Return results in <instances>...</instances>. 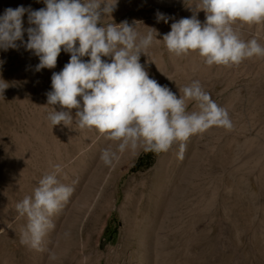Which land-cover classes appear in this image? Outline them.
<instances>
[{"label": "rangeland", "instance_id": "obj_1", "mask_svg": "<svg viewBox=\"0 0 264 264\" xmlns=\"http://www.w3.org/2000/svg\"><path fill=\"white\" fill-rule=\"evenodd\" d=\"M109 3H116L112 13L115 23L140 21L137 31L145 35L147 27L155 28L160 34L157 39L171 30L174 20L190 18L192 11H199L196 0ZM18 6L38 10L44 4L42 0H0V15ZM157 12L170 17L167 24L157 22ZM197 18L203 22L204 13H197ZM23 22L27 28V14ZM110 22L111 17L103 21ZM233 28L241 39L257 37L264 46V23L237 21ZM69 59L70 54L61 50L54 69L37 72L38 57L23 46L0 49V264H58L56 252L63 239L52 231L39 249L22 245L20 232L27 221L15 210L16 203L31 195L39 179L56 163L63 166L58 177L62 183L78 181L73 185L75 197L69 201L74 204L83 191L93 192L84 205L78 227L83 238L79 237L77 244L81 246L85 240L87 250L95 246V258L82 255L78 264H264V55L239 64L208 66L197 52L177 56L162 41L154 40L140 57L149 76L177 94L182 86L199 81L217 104L228 109L233 128L214 126L194 134L185 142L182 158L176 142L165 154L156 153L141 162L136 170L134 165L145 153L144 147L121 154V165L112 169L100 159L101 151L115 144L106 134L94 128L81 129L75 123L53 127L48 121L53 106L47 105L46 93L51 91L52 73L60 72ZM194 108L195 102L189 101L187 111ZM160 163L177 165L183 173L175 174L174 181L155 194L158 190L151 180ZM131 209L145 237L124 241L125 217ZM62 212L53 217L54 222L70 219L68 212ZM109 219L116 229L113 243L102 239ZM108 256L113 257L108 260Z\"/></svg>", "mask_w": 264, "mask_h": 264}, {"label": "clouds", "instance_id": "obj_2", "mask_svg": "<svg viewBox=\"0 0 264 264\" xmlns=\"http://www.w3.org/2000/svg\"><path fill=\"white\" fill-rule=\"evenodd\" d=\"M42 2L44 7L38 10L24 6L4 10L0 15V49L23 46L38 57L37 72L54 69L61 50L70 54L63 69L52 73L51 91L46 97L53 110L47 119L53 127L75 123L81 129L94 128L106 134V139L115 144L101 151L105 166L115 169L126 151L142 146L145 151L166 153L176 142L182 158L185 142L194 134L214 126L233 128L228 109L217 104L199 81L180 88L177 94L151 78L140 57L154 40L162 41L177 56L197 52L208 66L239 64L262 56L264 46L258 38L241 39L233 25L237 21L264 23V0H196L199 11L188 8L192 16L174 20L162 39L156 38L160 34L155 28L147 27L145 35L139 33L140 21L115 23L112 13L116 3L109 0ZM201 11L203 22L197 18ZM106 17L112 22L104 24ZM156 19L167 24L170 17L157 12ZM105 57L108 59H102ZM189 101L195 102L190 112ZM51 168L32 194L15 205L18 215L27 221L20 232V243L34 249H39L55 228L53 217L69 201L78 182H61L62 164H52Z\"/></svg>", "mask_w": 264, "mask_h": 264}, {"label": "bare ground", "instance_id": "obj_3", "mask_svg": "<svg viewBox=\"0 0 264 264\" xmlns=\"http://www.w3.org/2000/svg\"><path fill=\"white\" fill-rule=\"evenodd\" d=\"M200 71L202 72H205V69L204 68H200ZM183 87V86H182ZM37 110V109H36ZM2 111V110H1ZM24 112V111H23ZM31 114V113H30ZM46 114V113H45ZM30 116V115H29ZM39 117V116H38ZM38 119V118H37ZM14 120V119H13ZM18 120V119H17ZM20 121V120H19ZM18 121V122H19ZM43 123V122H42ZM17 124V123H15ZM26 124V123H25ZM40 124V123H39ZM19 125V124H18ZM27 125V124H26ZM38 126V125H37ZM22 127V126H21ZM24 127V126H23ZM39 128V127H38ZM12 129V128H11ZM15 129V128H14ZM19 129V128H18ZM71 129V128H70ZM17 130V129H16ZM72 130V129H71ZM58 131V130H57ZM9 132V131H8ZM65 132V131H64ZM96 132V131H95ZM38 135V134H37ZM93 135V134H92ZM8 136V135H7ZM38 137H42L41 134H39ZM67 137V136H66ZM11 138V137H10ZM9 139V138H8ZM13 139V138H12ZM11 140V139H10ZM17 140V139H16ZM13 141V140H12ZM40 141V140H39ZM87 141V140H86ZM81 142H85L84 138L81 139ZM90 142V141H89ZM16 144V143H15ZM75 144V142H74ZM103 144V143H102ZM105 144V143H104ZM19 148V147H18ZM87 151V150H86ZM96 151V150H95ZM24 152V151H23ZM175 152V151H174ZM19 153V152H18ZM90 153V152H89ZM45 154V152H44ZM88 154V153H87ZM97 154V153H96ZM165 154V153H164ZM170 154V153H169ZM27 155V154H26ZM166 156V155H165ZM168 156V155H167ZM177 157V156H176ZM20 158V157H19ZM191 158V157H190ZM61 159V158H60ZM47 160V159H46ZM62 160V159H61ZM22 161V160H21ZM86 161V160H85ZM95 161V160H94ZM63 162V161H62ZM61 162V163H62ZM165 162V161H164ZM171 162V161H170ZM24 163V162H23ZM91 164V163H90ZM120 164V163H119ZM83 165V164H82ZM93 165V164H92ZM121 165V164H120ZM157 165V164H156ZM163 165V166H162ZM180 165V164H179ZM24 166V165H23ZM100 166V165H99ZM177 166V165H176ZM175 165L173 164H163V163H160L157 167H156V172L154 174V177L152 178L151 181L154 180V187L156 190L158 191H155V194L156 192H162V190H164L167 186H169L168 184L170 182H173L175 176H180L181 173H183V170L180 171L179 167L177 166L176 167ZM188 166V165H187ZM91 168V166H90ZM103 168V164H102V167ZM193 168V167H192ZM104 169H107L104 168ZM104 169H103V172H104ZM189 169V168H188ZM88 170V169H86ZM190 172V170H189ZM102 173V172H101ZM18 174V173H17ZM86 175V174H85ZM98 175V173H97ZM96 175V176H97ZM101 175V174H100ZM17 177V176H16ZM101 177V176H100ZM152 177V176H151ZM99 176H97L96 180L98 181L99 179ZM178 178V177H177ZM193 179V178H192ZM102 181V180H101ZM30 182V181H29ZM144 183V182H143ZM188 183V182H186ZM95 184V183H94ZM145 184V183H144ZM147 184V183H146ZM183 184V183H182ZM139 185V184H138ZM151 185V184H150ZM178 185V184H177ZM186 185V184H185ZM136 186V185H135ZM149 186V185H148ZM182 186V185H181ZM140 187V185H139ZM180 187V186H179ZM132 188V187H131ZM141 188V187H140ZM143 188V187H142ZM146 188V187H145ZM144 188V189H145ZM102 189V188H101ZM143 189V190H144ZM142 190V191H143ZM178 190V187L176 186L174 188V191H177ZM102 191V190H101ZM170 191V190H169ZM101 193V192H100ZM133 193H134V190H133ZM170 193V192H169ZM168 193V194H169ZM93 195V192L92 191H83L80 195H79V199L78 201H76V203L73 204L72 201H68L64 207L62 208L61 211L63 212H68L67 213V216L70 218L69 220H66L65 222H63L62 224H60V222H54L55 223V228L51 231H49V233L47 234V236L44 238L43 241H47L51 236H52V231L54 232V234H58L59 237H61V239H63L61 241V246L60 248L58 249V251L56 252V263L58 262V264H78L79 263V258H81V256L83 255H88L89 258L91 259H94L95 258V255L93 253V250L92 248L94 249V247H90L91 249L87 250V248H89V246L87 245V243H85V240H84V243L81 245V246H78L79 244L78 243V239L79 237L83 238L82 236V232L80 233L78 231V227L80 225V218L81 216L83 215V213L85 212V208H84V205L85 203L88 201V199H91ZM129 195V193H128ZM137 196V195H136ZM71 197H75L74 194H72ZM99 198V197H97ZM145 198V197H144ZM130 199V198H129ZM134 199H136L134 197ZM95 200V199H94ZM110 200V199H109ZM126 200V199H125ZM131 200V199H130ZM72 202V203H71ZM98 202V201H97ZM137 202V201H135ZM143 202V201H142ZM161 202H163V199L161 200ZM178 202H176L177 204ZM81 204V205H79ZM108 204V202H107ZM167 202L166 204H163L164 206H167ZM131 205V204H130ZM103 206H105L103 204ZM138 206V205H137ZM105 207H108V206H105ZM129 207V206H128ZM92 208V207H91ZM135 208V207H134ZM167 208V207H166ZM96 209V208H95ZM174 209V208H173ZM93 210V209H92ZM96 211V210H95ZM62 212V213H63ZM93 212V211H91ZM103 212H106V211H103ZM96 213V212H95ZM134 210L131 209L130 210V215L126 216L125 217V226H124V230H123V240L126 241L127 239L133 237V238H137L139 240H141L142 238L145 237V231L143 233V231H140L139 229H142V228H139V226L137 227V224L135 223V218H134ZM90 215V214H89ZM122 215V214H121ZM138 215V214H137ZM162 215V214H161ZM6 216V215H5ZM139 216V215H138ZM159 215L156 216V218L158 217ZM97 217V216H96ZM6 218V217H5ZM124 218V217H123ZM98 219V218H96ZM10 220V219H9ZM86 220V219H85ZM94 220H95V216H94ZM168 221V220H167ZM97 222V221H96ZM100 224V223H99ZM91 226V225H90ZM93 229V227H92ZM96 233V232H95ZM94 233V234H95ZM93 237V236H92ZM49 241V240H48ZM91 241V240H90ZM44 243V242H43ZM91 244L93 243L90 242ZM56 244V243H55ZM90 244V245H91ZM18 246V245H17ZM92 246V245H91ZM53 250V249H52ZM54 253V252H53ZM105 253V252H104ZM112 253V252H111ZM49 254V253H48ZM98 254V252H97ZM50 255H51V252H50ZM116 255V254H115ZM113 257V256H112ZM111 256H108V260L110 258H112ZM122 257V256H121ZM43 258V257H42ZM49 261V260H48ZM91 261V260H90ZM52 262V261H51ZM117 262V261H116ZM54 263V262H53Z\"/></svg>", "mask_w": 264, "mask_h": 264}, {"label": "trees", "instance_id": "obj_4", "mask_svg": "<svg viewBox=\"0 0 264 264\" xmlns=\"http://www.w3.org/2000/svg\"><path fill=\"white\" fill-rule=\"evenodd\" d=\"M155 154H156L155 152L145 151V153L135 163L134 170L139 169L142 165L141 162L150 159ZM115 234H116V229L112 225V219H109L104 228L102 239L104 241H107L108 243H113Z\"/></svg>", "mask_w": 264, "mask_h": 264}]
</instances>
